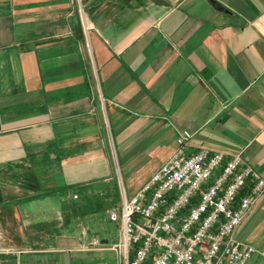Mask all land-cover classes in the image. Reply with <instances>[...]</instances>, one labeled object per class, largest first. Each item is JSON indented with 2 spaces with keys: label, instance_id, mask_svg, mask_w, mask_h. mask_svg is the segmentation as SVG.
Here are the masks:
<instances>
[{
  "label": "crops",
  "instance_id": "0c3cea01",
  "mask_svg": "<svg viewBox=\"0 0 264 264\" xmlns=\"http://www.w3.org/2000/svg\"><path fill=\"white\" fill-rule=\"evenodd\" d=\"M217 1L0 0V264H125L123 167L183 131L264 177V0ZM236 236L264 264V194Z\"/></svg>",
  "mask_w": 264,
  "mask_h": 264
},
{
  "label": "built area",
  "instance_id": "2783aa9c",
  "mask_svg": "<svg viewBox=\"0 0 264 264\" xmlns=\"http://www.w3.org/2000/svg\"><path fill=\"white\" fill-rule=\"evenodd\" d=\"M190 137L183 131L142 188L109 208L121 227L112 247L125 264H247L258 252L236 231L264 194V177L241 153L189 152Z\"/></svg>",
  "mask_w": 264,
  "mask_h": 264
},
{
  "label": "rangeland",
  "instance_id": "374dc122",
  "mask_svg": "<svg viewBox=\"0 0 264 264\" xmlns=\"http://www.w3.org/2000/svg\"><path fill=\"white\" fill-rule=\"evenodd\" d=\"M123 176H124V183H125V186L127 188V194H128L129 197H132L134 195V193H136L137 186H134L131 183L129 176L127 175V170H126L125 167H123ZM109 225L112 228H115V225L113 223H111V224L109 223Z\"/></svg>",
  "mask_w": 264,
  "mask_h": 264
},
{
  "label": "water",
  "instance_id": "95a60500",
  "mask_svg": "<svg viewBox=\"0 0 264 264\" xmlns=\"http://www.w3.org/2000/svg\"><path fill=\"white\" fill-rule=\"evenodd\" d=\"M215 6H219L221 9H224V6H222L217 0H210ZM2 192L0 187V202L2 201Z\"/></svg>",
  "mask_w": 264,
  "mask_h": 264
}]
</instances>
